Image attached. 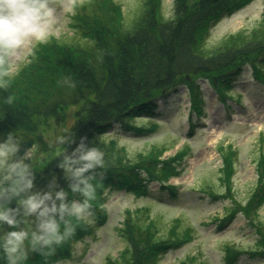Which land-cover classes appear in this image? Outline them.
I'll return each instance as SVG.
<instances>
[{
  "label": "trees",
  "instance_id": "16d2710c",
  "mask_svg": "<svg viewBox=\"0 0 264 264\" xmlns=\"http://www.w3.org/2000/svg\"><path fill=\"white\" fill-rule=\"evenodd\" d=\"M250 1L174 0L173 16L164 19L160 12L162 0H145L141 11L126 25L118 1L84 0L72 17L71 36L38 43L28 62L15 75L8 74L10 61L0 64V136L12 132L22 141L21 154L30 151L26 162L33 168L35 190H48L55 177L56 190L68 192V201L82 199L79 193L71 192L69 184L74 181L67 179L58 167L61 157L54 153L59 145L40 136L50 121L57 120L70 107L76 111L68 134L77 142L80 137H87L104 152L105 159L104 167L96 170L95 199L91 201L93 223L81 224L75 235L50 255L40 252L28 255L25 264H56L67 259L72 242L82 240L91 234L94 226L105 223L106 212L102 207L107 192L123 191L143 197L149 194L148 183L155 182L161 193L165 192L171 200L176 198L177 189L167 185V181L178 176L174 164L182 160L183 154L166 161L158 160L154 154L138 159L116 141L109 140L107 134L114 125L121 134L151 133L157 125L138 124L137 120L154 122L155 100L179 86L187 88L186 117L189 129H194V120L202 115L204 106L197 79L207 82L220 102L238 103L233 91L244 65L248 66L251 78L264 89V22L249 35L228 36L226 40L230 44L224 42L218 48L208 49L205 46L209 30ZM66 147L71 151L75 144ZM218 154L225 194L207 188L199 190L213 201L219 197L231 198L236 157L234 152L221 147ZM254 171L256 185L246 205L242 209L236 205L227 209L215 223L217 228H222L235 213H244L249 219L246 225L254 227L256 233L260 230L262 238L246 253L264 257V227L261 230L253 222L256 211L264 204L263 153L254 162ZM145 216L149 218L145 213L127 211L126 231L119 234L127 245L122 264H159L170 250L191 240L187 229L183 236L176 233L179 222L171 230L172 240L158 239L156 223ZM32 220L28 218L21 227L34 228ZM8 230L11 229L5 225L0 236ZM238 254V249L228 246L224 264H234ZM194 263L195 259L189 258L182 264Z\"/></svg>",
  "mask_w": 264,
  "mask_h": 264
},
{
  "label": "rangeland",
  "instance_id": "374dc122",
  "mask_svg": "<svg viewBox=\"0 0 264 264\" xmlns=\"http://www.w3.org/2000/svg\"><path fill=\"white\" fill-rule=\"evenodd\" d=\"M82 1L55 0L50 3L54 13L46 40L72 35V17L79 12L78 7ZM116 1L122 5L125 24L129 25L143 8L145 0ZM173 1L162 0L160 12L164 19L173 16ZM263 17L264 0H251L232 15L220 19L209 30L206 48H218L228 42L226 39L230 35L251 34L264 22ZM37 44L33 41L10 60L8 74L15 75L21 70ZM197 80L204 106L202 116L194 122L195 129L191 135L188 133L186 118L189 99L184 86L176 87L173 92L156 100L155 113L159 115L154 122L150 119L137 120L138 124L157 125L151 133L140 136L121 134L117 133V125H114L112 132L107 134L109 140L116 141L128 154L138 159L139 156L154 154L158 160L166 161L183 154L182 160L174 164L178 176L170 177L167 181V185L177 189L176 198L171 200L165 192L161 193L155 182L148 183L149 194L143 197L123 191L107 192L102 207L106 212L105 223L94 226L91 234L82 240L72 242L70 256L56 264H122L127 245L119 234L126 231L124 222L127 211L145 213L149 216H145L147 220L152 218L156 223V237L161 240H172L171 230L177 222V234L183 236L185 229L189 230L191 240L170 250L159 264H182L188 262L189 258L195 259L194 264H224L228 246L239 250L234 264H264V257H256V254L248 256L246 253L256 247L262 238L260 230L256 233L254 227L246 225L249 219L244 213H235L222 228H217L215 223L226 214L227 209L235 205L242 209L256 185L254 162L258 155L264 154V89L251 78L247 65L241 68L236 79L233 96L238 98L237 104L226 100L222 105L212 87L203 79ZM75 111L76 108L70 107L57 120L50 121L41 131V138L47 142H57L58 137L68 135ZM218 147L231 150L236 157L231 198L219 197L213 201L199 190L207 188L225 194L224 183L220 181L222 162ZM28 154L30 156V151ZM256 212L253 222L258 223L256 227L262 230L264 204ZM28 255L33 256L34 252L30 251ZM0 259H4L2 255ZM0 264H7V261L0 260Z\"/></svg>",
  "mask_w": 264,
  "mask_h": 264
},
{
  "label": "clouds",
  "instance_id": "9594fccd",
  "mask_svg": "<svg viewBox=\"0 0 264 264\" xmlns=\"http://www.w3.org/2000/svg\"><path fill=\"white\" fill-rule=\"evenodd\" d=\"M53 13L49 0H0V64L33 41L45 42ZM21 143L12 132L0 136V230L5 225L11 229L0 236V255L7 264H25L30 251L50 255L81 224L93 223L96 170L105 164L104 152L87 137L79 142L70 134L58 137L54 153L61 157L58 167L74 181L69 184L71 192L82 197L68 201V192L56 190L55 177L48 190L34 189L33 168L26 162L30 157L27 151L21 154ZM72 144L75 147L69 151L66 146ZM28 218H34V228L21 227Z\"/></svg>",
  "mask_w": 264,
  "mask_h": 264
}]
</instances>
